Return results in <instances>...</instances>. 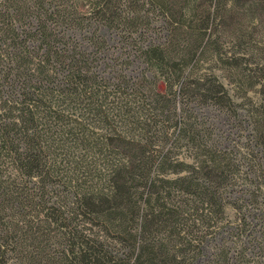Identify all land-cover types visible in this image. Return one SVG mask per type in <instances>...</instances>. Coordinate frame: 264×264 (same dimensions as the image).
Masks as SVG:
<instances>
[{"label":"trees","instance_id":"obj_1","mask_svg":"<svg viewBox=\"0 0 264 264\" xmlns=\"http://www.w3.org/2000/svg\"><path fill=\"white\" fill-rule=\"evenodd\" d=\"M215 235L207 264H264V0H0V264H196Z\"/></svg>","mask_w":264,"mask_h":264},{"label":"rangeland","instance_id":"obj_2","mask_svg":"<svg viewBox=\"0 0 264 264\" xmlns=\"http://www.w3.org/2000/svg\"><path fill=\"white\" fill-rule=\"evenodd\" d=\"M136 65V64H135ZM257 95V94H256ZM205 117L208 121L213 123L215 128V133H217L218 141L223 146H232L238 144L242 133L244 131L239 128V124L234 120V118L227 113L214 109L212 107L205 108ZM245 126V125H244ZM243 131V132H242ZM228 217L233 218V210L229 207L227 209ZM220 239L219 235H215L213 238L209 239L204 244L205 255L198 258L196 264H207L206 257L212 250L213 245Z\"/></svg>","mask_w":264,"mask_h":264}]
</instances>
